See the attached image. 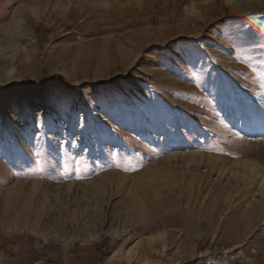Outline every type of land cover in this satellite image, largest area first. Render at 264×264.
Wrapping results in <instances>:
<instances>
[{
	"label": "rangeland",
	"instance_id": "374dc122",
	"mask_svg": "<svg viewBox=\"0 0 264 264\" xmlns=\"http://www.w3.org/2000/svg\"><path fill=\"white\" fill-rule=\"evenodd\" d=\"M0 264H264V0H0Z\"/></svg>",
	"mask_w": 264,
	"mask_h": 264
}]
</instances>
